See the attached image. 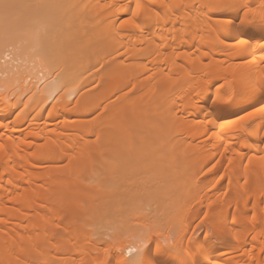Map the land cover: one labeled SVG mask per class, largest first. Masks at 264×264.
<instances>
[{"label":"bare ground","instance_id":"1","mask_svg":"<svg viewBox=\"0 0 264 264\" xmlns=\"http://www.w3.org/2000/svg\"><path fill=\"white\" fill-rule=\"evenodd\" d=\"M0 6V264H264V0Z\"/></svg>","mask_w":264,"mask_h":264},{"label":"rangeland","instance_id":"2","mask_svg":"<svg viewBox=\"0 0 264 264\" xmlns=\"http://www.w3.org/2000/svg\"><path fill=\"white\" fill-rule=\"evenodd\" d=\"M6 8L5 7H1L0 6V14H4V10ZM2 16V15H0ZM9 17H10V13H9ZM10 19V18H8ZM154 197V198H153ZM157 196H152V197H148V198H143V197H139V214H150V215H156L158 212V209L161 208V203L155 201ZM183 206H190L191 209H194L196 206V203H193V201L191 199H189L188 201H186L185 203L182 204ZM110 224V223H109ZM113 225L111 226L112 228H114L113 226L116 224L112 223ZM111 225V224H110ZM117 225V224H116ZM115 225V226H116ZM111 232H113L112 230H110ZM109 231V232H110ZM202 231V229H199V233ZM110 232V233H111ZM114 233V232H113ZM112 233V234H113Z\"/></svg>","mask_w":264,"mask_h":264},{"label":"snow or ice","instance_id":"3","mask_svg":"<svg viewBox=\"0 0 264 264\" xmlns=\"http://www.w3.org/2000/svg\"><path fill=\"white\" fill-rule=\"evenodd\" d=\"M153 2H155V0H153ZM137 8H139V5L136 6ZM243 42V41H241ZM190 264H201V261L199 259H197L196 261H190Z\"/></svg>","mask_w":264,"mask_h":264}]
</instances>
